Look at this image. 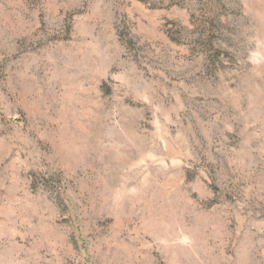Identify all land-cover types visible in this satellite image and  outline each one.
I'll return each mask as SVG.
<instances>
[{"label":"rangeland","instance_id":"374dc122","mask_svg":"<svg viewBox=\"0 0 264 264\" xmlns=\"http://www.w3.org/2000/svg\"><path fill=\"white\" fill-rule=\"evenodd\" d=\"M0 264H264V0H0Z\"/></svg>","mask_w":264,"mask_h":264}]
</instances>
